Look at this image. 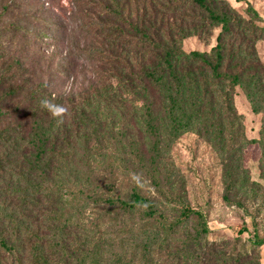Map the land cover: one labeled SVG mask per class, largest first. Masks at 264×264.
<instances>
[{"label":"trees","instance_id":"16d2710c","mask_svg":"<svg viewBox=\"0 0 264 264\" xmlns=\"http://www.w3.org/2000/svg\"><path fill=\"white\" fill-rule=\"evenodd\" d=\"M185 1L221 26L217 43L186 51L144 34L150 63L124 62L115 82L77 101L55 98L68 109L62 124L40 106L52 98L45 87L15 102L19 85L2 91L0 264H262L264 238L249 246L207 238L204 214L178 191L171 146L188 130L213 143L222 156L223 199L244 205L240 156L255 143L264 160V120L260 136L246 138L233 94L239 85L252 109L264 112V84L249 72L256 66L251 42L264 38V28L251 4L248 18H236L208 0ZM6 78L0 73V85ZM127 115L142 138L128 131Z\"/></svg>","mask_w":264,"mask_h":264},{"label":"rangeland","instance_id":"374dc122","mask_svg":"<svg viewBox=\"0 0 264 264\" xmlns=\"http://www.w3.org/2000/svg\"><path fill=\"white\" fill-rule=\"evenodd\" d=\"M208 1L236 18H248L246 6L251 4L260 17L254 22L264 28V0ZM220 30L203 9L185 0H0V73L8 78L0 85V96L9 86L19 85V93L11 92L14 102L44 87V96L50 93L64 101L66 97L77 101L115 82L114 71L124 62L136 68L149 64L153 48L142 40L144 34L162 42L175 41L186 51H209ZM251 45L256 66L250 65L249 72L264 84V38ZM233 105L245 137L258 138L264 112L252 109L239 85ZM127 117L128 131L142 138L137 119ZM260 149L254 143L242 150L240 161L247 182L239 192L244 205L238 206L223 199L222 156L213 143L188 130L172 144L173 177L182 182L178 191L190 207L204 214L208 239L238 238L240 244L249 246L255 236L264 238ZM98 159L102 160V154ZM258 257L264 264V243Z\"/></svg>","mask_w":264,"mask_h":264},{"label":"clouds","instance_id":"9594fccd","mask_svg":"<svg viewBox=\"0 0 264 264\" xmlns=\"http://www.w3.org/2000/svg\"><path fill=\"white\" fill-rule=\"evenodd\" d=\"M40 106L43 109H46L51 116L56 120L57 124H62L64 122V118L68 113V109L63 104L55 103V96L51 99L44 97L40 100Z\"/></svg>","mask_w":264,"mask_h":264}]
</instances>
